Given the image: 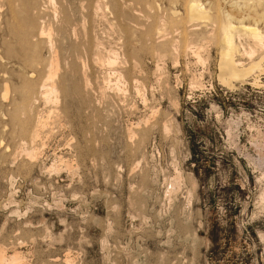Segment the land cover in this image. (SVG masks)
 <instances>
[{
    "label": "rangeland",
    "instance_id": "374dc122",
    "mask_svg": "<svg viewBox=\"0 0 264 264\" xmlns=\"http://www.w3.org/2000/svg\"><path fill=\"white\" fill-rule=\"evenodd\" d=\"M137 1L124 4L130 44L115 49L117 28L97 22L102 55H120L89 69L86 91L19 114L0 104V251L22 264H264V58L230 83L220 67L225 27L264 33V0H199L205 19L183 14L191 0ZM233 33L242 65L264 56V40Z\"/></svg>",
    "mask_w": 264,
    "mask_h": 264
},
{
    "label": "bare ground",
    "instance_id": "6f19581e",
    "mask_svg": "<svg viewBox=\"0 0 264 264\" xmlns=\"http://www.w3.org/2000/svg\"><path fill=\"white\" fill-rule=\"evenodd\" d=\"M109 1V4L112 6L111 13H108L110 17L103 13V8L106 4H108L107 1H105L107 2L105 3L103 0H0V28H3L7 33L6 35H9V37L12 38L13 41L11 42L17 43L16 46H18V49L10 47L11 49L18 50L17 52H14L16 55H13L12 50H7L8 48L6 49V37L0 35V65H10L16 69L18 68V73H9L10 71L4 68L3 70L0 69V104L6 107L14 106V113L19 114V111L22 110V104L29 107L36 103L37 100H44L46 103H54L59 100L58 98L60 94L65 93L68 95L72 94L74 96L77 95L78 92L79 94H82V92L86 91L90 86V70L95 71L96 69L102 70L107 67L109 69L113 67L119 61L120 53L111 48L108 57L102 55L103 51H105L108 46L105 45V39L101 36L100 31L97 29V22L100 21L101 15L103 14V16H107L108 19H105H107L108 23H111L110 26L113 27L114 25L115 29L117 28L118 36L117 41L115 42L116 45H114L115 49H118V44L121 46L130 44L137 31L135 32L132 26L124 23V21H127L128 18L133 15V12L129 14L126 11L127 5L124 4H127V0L126 3H124V0V2L121 0ZM149 1L151 2L153 0ZM149 1L146 0L150 6L153 5L152 3L150 4ZM186 1L188 2V0ZM137 2H135V4ZM200 2L201 1L199 0H191L190 3L188 2L189 4L186 3L187 6L184 4L186 7L183 6V8L185 7L186 11L183 9V14H186L187 12L192 19L209 18L211 13L209 10L211 8L205 7ZM131 3H134V1ZM138 3H142V1L140 2L139 0ZM108 7L110 8V6ZM131 7L133 9V6ZM136 7L138 6H135L134 8ZM157 8L158 7L156 6V9ZM129 9L131 8L128 7V10ZM142 12L143 10H141V13ZM161 12L162 10L160 13ZM136 15L137 13L134 17ZM103 16L102 18L104 19ZM245 18L248 19L247 17ZM191 25L195 26V23ZM135 27L137 26L135 25ZM235 29L248 33L252 38H254L256 43L258 42L259 44H263L262 42L264 40V33L261 32L256 24L251 25L245 23L244 20H239L237 24L231 23L225 27V47L221 53L222 58L220 67L223 75L225 76L221 79H224L223 81L229 83L232 79L238 80V78L240 79L242 77V79H244L253 71L255 72L256 69L261 70L262 60L264 58L262 55L260 60L253 61L248 66L242 65V63L235 58L236 53L239 52V46L235 41V33H233ZM151 31L153 32L151 29L143 31L140 36H143L144 39L147 40V38L151 36ZM8 43L7 45L9 46L10 44ZM11 45L13 44L11 43ZM4 47L5 49H2ZM125 49H127V47ZM133 50H135L134 47ZM45 51H47L48 55ZM44 52L46 57H44ZM127 53H129V57L127 56L128 58H135H133L135 55L131 52V50L122 54L126 55ZM247 53L250 55L253 54L254 51H247ZM14 71L16 72V70ZM122 73L120 75L121 77L124 76ZM128 77L130 78V76ZM108 81L109 80L106 81L105 79L104 82ZM229 83L226 84L229 85ZM116 85L118 86V80ZM117 89L119 88L117 87ZM19 104H21V106ZM22 118L23 117L19 119L18 126H22ZM45 125L46 122L40 118L35 121L33 130L29 132L33 141L37 140ZM29 149H25V154L27 155L28 160L33 163L37 157L38 151L34 147L30 150ZM9 259L1 250V262L8 264L23 263V258L20 252H15Z\"/></svg>",
    "mask_w": 264,
    "mask_h": 264
}]
</instances>
